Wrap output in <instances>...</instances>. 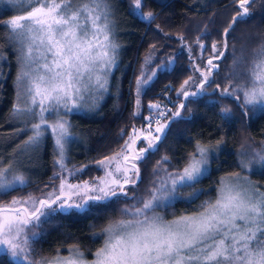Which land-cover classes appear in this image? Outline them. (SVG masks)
Segmentation results:
<instances>
[{
  "label": "snow or ice",
  "instance_id": "snow-or-ice-1",
  "mask_svg": "<svg viewBox=\"0 0 264 264\" xmlns=\"http://www.w3.org/2000/svg\"><path fill=\"white\" fill-rule=\"evenodd\" d=\"M12 2L14 0H9ZM249 2L233 0L240 10L223 28L222 39L211 42V53L206 61H203L202 54L209 48L203 42V37L209 35L207 29L194 41L201 52L200 57H193L191 46L182 44L189 49L194 73L181 83L178 90L177 94L184 101L204 95L215 82L213 73L219 71L218 62L228 50L227 39L235 24L248 16L246 5ZM29 3L37 6L31 7L26 17L17 16L5 22L14 38L21 43L27 41L29 45L21 59L25 68L30 70L21 71L18 77L21 103L14 105L13 117L38 120L31 125L32 135L25 141L24 148L38 145L45 132L51 130L59 156L55 163L61 169V172L54 173V178L59 179L60 184L57 187L53 183L51 190L45 185L39 197L14 198L10 206H0V209L8 207L6 215L0 214V246L3 251L17 264H264V192L259 191V187L264 186L251 184L240 173L221 178L215 201H206L201 210L192 215L165 221L156 212L157 208L172 206L180 200L191 202L203 193L204 190L196 189L195 185L208 172L210 151L218 148L221 142L216 145L197 142L194 151L186 157L187 163L178 170L169 171L163 167L170 161L167 156L162 157L152 170L154 179L144 190V195L129 193V186L135 190L142 182L139 162L158 151L159 142L170 124L181 116V110L186 106L184 101L176 106L175 111L163 109L159 103L150 104L149 109L155 110V115L145 118L148 129L133 128L119 152L96 161L98 166L105 167L104 177L82 184L67 182L64 173L71 176L79 170H69L64 164L65 143L71 134L68 122L59 118V112L61 108L71 111L78 107L76 101L81 98L82 91L91 94L107 90L106 74L115 63V45L108 35V3L107 0H29ZM132 5L145 20L154 19L153 12L143 13V0H132ZM101 20L103 24L99 23ZM101 35L102 41L99 39ZM180 39L183 41V37ZM151 47L155 51L156 46ZM34 48L38 53L36 57L33 56ZM37 59L45 62L31 68ZM196 59H201V63L196 64ZM172 64L173 59L168 58L166 63L156 65V69L168 71ZM41 71L44 75L33 76V72ZM156 75L157 71L151 75L141 73L136 80L138 96ZM246 75L250 86L229 84L221 89L217 84L214 91L238 103L241 98L236 92L242 91L243 101L239 103L242 110L248 105L264 104V51L252 62ZM229 111L224 108L222 114ZM53 112L57 120L49 125L45 113ZM138 140L146 141V144L137 150L133 146ZM254 164L264 168V150L253 153L251 160L239 161L242 171L251 170ZM25 183L22 174H14L13 165L4 167L0 162V194H7ZM66 187L72 190L71 196H66ZM182 188H192L193 191L180 196ZM121 198L135 203L120 209L121 216L127 219L110 222L102 229L106 239L93 261L86 262L83 253L75 246L69 249L68 257L31 258L34 249L30 241L38 233H29V229L39 227L42 218Z\"/></svg>",
  "mask_w": 264,
  "mask_h": 264
},
{
  "label": "trees",
  "instance_id": "trees-1",
  "mask_svg": "<svg viewBox=\"0 0 264 264\" xmlns=\"http://www.w3.org/2000/svg\"><path fill=\"white\" fill-rule=\"evenodd\" d=\"M114 4L118 7L120 16L117 21L122 28L116 40L117 60L107 90L97 107L89 113L69 115L74 123L73 128L83 136L77 143L75 154L65 165L69 170H79L71 176L64 173L67 180L72 182L98 176L101 166L96 161L119 152L133 128L148 127V124H143V118L150 102L169 97L172 101L167 104V109L176 110V106L182 102V96L177 94L180 85L194 74L187 46H191L193 57H200L201 52L194 41L207 29L209 35L203 37V42L209 48L202 54L203 61H206L211 53V42L222 39L223 28L240 10L233 0H143L142 11L155 14L149 22L133 11L132 0H115ZM246 7L249 14L235 24L234 31L228 37V50L222 61L218 62L219 71L213 73L215 82L204 95L183 100L186 106L181 110V116L170 124L159 142L158 151L139 162L142 182L135 190L129 186L130 195L142 196L154 179L152 170L156 162L162 157L167 156L170 161L163 167L169 171L178 170L196 142L209 145L221 142L209 154V168L205 177L195 185L196 189H203V193L191 202L180 200L172 206L157 208L165 217L193 211L204 201L213 198L219 179L241 169L239 157L242 150L249 147L260 149L264 140V107L248 105L246 110H242L239 106L243 101L242 91L236 92L241 98L239 103L214 91L217 84L221 89L229 84L247 85L246 72L254 51L264 43V0H250ZM15 13L9 7L0 5V136H6L14 126L9 121L16 101L15 82L19 66L16 47L5 22ZM180 37H183V41ZM182 44L187 46L182 47ZM152 45L156 46L155 51ZM168 58L173 59L170 70H157L156 65L166 63ZM195 63L200 64L201 59H196ZM153 71H157L156 77L138 96L137 78L141 77L142 72L151 75ZM224 108L230 111L222 114ZM49 161V155L45 153L41 158L42 166L23 186L0 194V205L14 198L39 197L45 185L51 187L53 183L56 184L58 179L54 178V173L61 172V169L53 167ZM248 173L251 177H264V168L257 167ZM192 191V188H182L179 194L187 196ZM134 203L131 199L121 198L103 205H90L84 210L70 209L57 212L47 219L42 218L39 227L29 229V233H38L30 241L34 249L31 258L39 260L50 257L67 252L68 248L74 246L85 257H90L102 244L103 227L109 221L122 217L121 208ZM0 264H17L10 254L3 251V247L0 249Z\"/></svg>",
  "mask_w": 264,
  "mask_h": 264
},
{
  "label": "rangeland",
  "instance_id": "rangeland-1",
  "mask_svg": "<svg viewBox=\"0 0 264 264\" xmlns=\"http://www.w3.org/2000/svg\"><path fill=\"white\" fill-rule=\"evenodd\" d=\"M114 2H115V0H107L108 11L110 13L108 16V20L110 21V32L108 33V35H109L110 42L113 45H115V54L114 55H115V63H116V60H117V55H116L117 43H116V40L119 37V32H120L122 26L117 21L120 14H119L118 7L115 6ZM0 5L9 7L13 11L17 12L15 14L11 15L7 19V21H9L12 18L17 17V16H25L26 17L27 12L31 10V7L37 6L35 4H30L29 0H14V2H12V3H9V0H0ZM133 11L143 18V16L140 14V12L136 11L134 7H133ZM143 13H145V11H143ZM21 23L24 24V23H26V21H21ZM99 23L103 24V20H101ZM12 39H13L15 47H16L17 61H18V66H19L18 75L16 77V82H15L17 91L15 94L16 101H15L14 105H17V104L21 103L18 77H19L21 71L30 70L29 68H25L24 62L21 59L22 55L27 52L29 45H28L27 41H25L24 43H21L20 40L14 38L13 36H12ZM99 39L102 41L103 36L101 35L99 37ZM94 43H95V41H94ZM262 51H264V43L260 44V46L254 51V55H253V58L249 64L248 70H250V68L252 66V62L254 60L260 58V53ZM37 55H38L37 50L34 48L33 49V56L36 57ZM44 62L45 61H43V60L37 59L36 63L33 64L31 66V68H36L38 65H42ZM115 63L111 66L110 70L106 74L107 85H108L111 73L113 72V67H114ZM37 75H44V73H43V71H41L39 73L33 72L34 77ZM247 86H250V84H247ZM192 90H194V89H192ZM104 93H105V91L90 94L89 92L82 91L80 94L81 98L76 101L78 107L72 108L71 111H67L66 109H63V108L60 109L59 118L62 120H66L68 122V131L71 134L70 139L65 143V153H64L65 154V159H64L65 165L67 164V161L71 157H73L76 150L78 149L77 143L83 139L81 132L79 130L73 128L74 123L69 118V115L71 113H89L91 110H93L97 107V105L100 102L101 98L103 97ZM171 101L172 100L169 97H167L165 100H162V101L157 100V101L150 102L147 106V111H146L144 118H143V124L144 125L148 124V122L145 118L155 115V110L149 109L150 104L159 103L161 105V108L167 109V104L170 103ZM14 105H13V108H14ZM256 105L264 107V104H256ZM11 114H12L11 115L12 119H10L9 123H13L14 126L11 127V130H8V134L6 136H0V153H1L0 154V162H3V166L8 167L10 164L13 165L14 174H22L25 177L26 182L32 177V175L35 173V171H37L42 166L41 165V158L45 155V153L49 155L50 164L53 167H58L55 162L59 159V156L57 154V150H56V146H55V142H54V136L51 134V130L49 129L45 132L44 137L42 138V140L40 141V143L38 145L24 148L22 146L25 144V141H27L29 136L32 135V132L30 130L31 125L34 123H37L38 120L32 119V118H27V117L15 118V117H13V112ZM45 118L48 121L49 125L55 124V122L57 120V116H56L55 112H53L52 114L45 113ZM155 126L156 125L154 124L153 127H155ZM21 129H24V131L21 132ZM263 134H264V132H263ZM199 143H201V142H199ZM196 144H197V142L193 145L192 152L194 151ZM201 144H203V143H201ZM204 145H209V144H204ZM262 150H264V140L261 142L260 149H254L252 147H249L246 150H242L239 159L240 160L241 159L251 160L253 157V153L258 152V151H262ZM212 151H210V153ZM114 154L110 155L109 157L113 156ZM186 163H187V160H185L183 162L182 166L179 169H181ZM257 167H260V165L254 164L251 166V169H254ZM234 173H240V175L242 177H245L253 185H256L258 187L264 186V177H258V176L257 177H254V176L251 177L249 175L248 171H242L241 169L234 172ZM104 175H105V167L101 166V173L98 176H94V177H91L88 179H84V180H80V181H74V182L67 180V182L69 184H82L83 181H92L96 178L104 177ZM228 175L229 174H226L223 177L228 176ZM223 177H221V178H223ZM220 180L221 179H219V182H220ZM219 182L217 184L214 197L209 199L208 201H215V199L217 197V188L219 187ZM59 184H60V180L58 179L55 185L58 187ZM47 190H51V187H49ZM259 191L264 192V187H259ZM65 194H66V196H71L72 190H70L66 187L65 188ZM11 201L12 200H10V201L4 203V205H0V206H10ZM205 202L206 201H204L203 204ZM203 204H201V205H203ZM201 205L199 206L198 209H195L193 211L184 212V213H175V214H171L168 217L163 216L162 211H160L159 209H156V212L158 214H160L161 216H163L165 221H171V220L178 218L182 215H192V214L200 211ZM17 206H19V205H16V207ZM7 212H8V207H5L4 209H0V214L6 215ZM121 218L127 219L128 217H121ZM121 218L109 221L103 227V229L105 227H107V225L110 222L118 221ZM105 239H106V234L103 233L102 244L92 253V255L90 257H85L83 255V259L86 262H91L95 259V253L97 252V250H99L101 247H103ZM2 247L3 246H0V249H2ZM69 249L70 248H68L67 252H64V253H56V254L50 256V258L55 257L57 255H59L61 257H68L70 255Z\"/></svg>",
  "mask_w": 264,
  "mask_h": 264
},
{
  "label": "flooded vegetation",
  "instance_id": "flooded-vegetation-1",
  "mask_svg": "<svg viewBox=\"0 0 264 264\" xmlns=\"http://www.w3.org/2000/svg\"><path fill=\"white\" fill-rule=\"evenodd\" d=\"M182 99H183V97H182ZM160 122L163 123L162 121H160ZM140 129L146 130V129H148V127L147 128H140ZM144 134H146V133H141V135H144ZM145 144H146V141L138 140L133 147L138 150L139 148L144 147L142 145H145Z\"/></svg>",
  "mask_w": 264,
  "mask_h": 264
},
{
  "label": "water",
  "instance_id": "water-1",
  "mask_svg": "<svg viewBox=\"0 0 264 264\" xmlns=\"http://www.w3.org/2000/svg\"><path fill=\"white\" fill-rule=\"evenodd\" d=\"M184 100V98L182 99V101ZM17 207H19V206H17ZM5 207H3L2 209H4Z\"/></svg>",
  "mask_w": 264,
  "mask_h": 264
}]
</instances>
